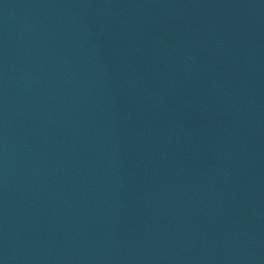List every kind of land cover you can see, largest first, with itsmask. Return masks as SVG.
Masks as SVG:
<instances>
[{
  "label": "water",
  "instance_id": "obj_1",
  "mask_svg": "<svg viewBox=\"0 0 264 264\" xmlns=\"http://www.w3.org/2000/svg\"><path fill=\"white\" fill-rule=\"evenodd\" d=\"M0 264H264V0H0Z\"/></svg>",
  "mask_w": 264,
  "mask_h": 264
}]
</instances>
